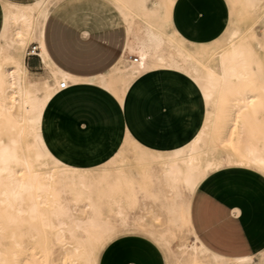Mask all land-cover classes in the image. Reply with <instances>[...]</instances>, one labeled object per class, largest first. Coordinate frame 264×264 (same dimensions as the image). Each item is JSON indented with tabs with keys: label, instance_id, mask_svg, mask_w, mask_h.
Here are the masks:
<instances>
[{
	"label": "bare ground",
	"instance_id": "6f19581e",
	"mask_svg": "<svg viewBox=\"0 0 264 264\" xmlns=\"http://www.w3.org/2000/svg\"><path fill=\"white\" fill-rule=\"evenodd\" d=\"M65 1L0 0V264H99L119 232L104 209L127 228L126 208L139 193L165 209L171 228L189 231L190 242L180 246L188 254L181 264H264V254L256 260L210 252L190 222L191 198L209 170L237 165L264 177V0H230L249 23L230 29L206 61L184 47L177 30H163L159 7L165 6V16L173 0H106L126 23L127 49L139 56L134 62L123 55L99 83L123 96L144 73L153 79L163 72L181 75L203 102L204 122L169 153L143 147L123 130L132 149L109 156L101 167L111 170L101 175L53 150L43 130L50 100L71 79L53 64L43 39L46 19ZM31 41L46 74L42 82L28 78L24 48ZM79 205L90 210L85 218L76 213ZM168 232L157 241L170 245L175 235Z\"/></svg>",
	"mask_w": 264,
	"mask_h": 264
},
{
	"label": "crops",
	"instance_id": "0c3cea01",
	"mask_svg": "<svg viewBox=\"0 0 264 264\" xmlns=\"http://www.w3.org/2000/svg\"><path fill=\"white\" fill-rule=\"evenodd\" d=\"M228 17V6L222 0H178L173 9L176 28L187 40L199 45L218 42ZM50 22L70 28L76 40L86 44L99 36L123 33L115 60L92 72L66 68L61 61L66 55L57 45L50 47ZM43 39L53 64L71 76L69 86L57 89L50 100L54 109L50 133L67 155L96 158L108 150L119 130H126L146 148L172 145L189 137L202 121L196 95L175 78L153 79L144 73L123 96L99 83L102 76L108 80L106 75L123 55L129 54L126 23L109 1L69 0L56 4L46 19ZM54 40L56 44L55 37ZM135 56L129 54L130 59ZM26 64L29 69L42 68L37 56L26 57ZM190 222L195 235L210 252L232 259H260L264 254V177L255 170L239 167L210 174L191 198Z\"/></svg>",
	"mask_w": 264,
	"mask_h": 264
},
{
	"label": "rangeland",
	"instance_id": "374dc122",
	"mask_svg": "<svg viewBox=\"0 0 264 264\" xmlns=\"http://www.w3.org/2000/svg\"><path fill=\"white\" fill-rule=\"evenodd\" d=\"M51 1L52 3L55 2V0ZM177 1L178 0H173V4L168 7V12L165 14V16L163 15V10H165V6H161L162 8L159 7V15L160 17H162V19L160 20L162 28L166 32L170 33L174 30H177L179 32L178 37H180L183 41L184 47L202 61H206L210 58L208 56L209 50L220 47L226 42L230 29L244 28L249 23V20L247 19V17H245L242 8L239 5H233L230 0H222L223 3L228 6L229 11L227 27L225 28L218 42L209 43L206 45H199L197 43H193L187 40L175 27L173 21V9ZM122 35L123 33H121V35H107L105 37L99 36L88 42V44H86L77 41L71 29L64 25H60L58 23L53 24V22H50V25L48 26V41L50 42V47L56 48L55 45H57V49L62 50V52L66 55L61 58L62 64L66 66V68L87 72L97 71L101 68L106 67L109 63L115 60V57L119 52L118 50L121 41L120 37ZM54 37L57 40L56 44ZM32 45L35 44L31 41L24 48L25 62L27 51L29 50V48H31ZM128 52L129 54H136L137 56H139L135 50H128ZM210 61L213 65L216 64L215 59H212ZM28 70V78L32 81L42 82L43 78L46 76L43 67L38 69L28 68ZM163 77L175 78L181 82H184L190 88L188 80L181 75L163 72ZM199 102L201 104V113L203 119L200 124L197 125L199 127L196 126L191 132L192 134H190L189 136L190 139L189 137H187L185 140H181L177 143H174L172 144L173 147L171 145L162 146L157 144L153 149H160L161 151L163 150V152L165 153H169L175 147L181 145L183 142H188L192 139L191 137L195 135V133L201 128V125L204 122L203 102ZM53 110L54 109L51 106L46 109L45 123L43 126L45 136L50 142L53 150H55L56 152H58L59 150V153L64 154L78 165L91 167L90 171L94 174L101 175L104 173H109L111 169L106 168V170H103L102 168L104 165L109 164L105 163L106 159L112 154L119 152L121 149L126 150V148H124L125 146L132 149V145H130L126 140L124 131L119 130L116 131L115 136L111 144L109 145L108 150L105 153L96 158H76L78 159L76 161L75 159H73L75 157L69 156L64 153L57 146L51 136L50 122ZM127 153L128 151H126L125 154ZM224 154L225 153L222 152L221 155ZM227 167L242 168L237 165H220L218 169L209 170L208 176L212 173L220 172ZM126 209L129 223V226L127 228H122L121 226H119L118 218L114 215V213L108 211L106 208L104 209V212H106V214L111 215L112 218L116 220L119 232L115 237H113V239L109 242V244L104 247L103 251L101 252L102 256L100 255V259L102 261V264H125L127 262L129 264H181L182 262H184L188 254H183L182 250L180 249V246L188 244L191 240V236L187 228H171L167 222L168 218L165 209L160 204L152 203L142 193L138 194L136 203L128 206ZM76 213L81 218H85L88 214H90V210L85 209L82 205H79L76 207ZM155 217H158L159 220H156ZM168 230L172 232L175 237L172 239L170 238V245L167 246L158 242L157 240L159 234L161 233H166L168 235ZM174 241L177 243H175ZM56 250L57 257H60L62 254V250L59 247H57Z\"/></svg>",
	"mask_w": 264,
	"mask_h": 264
},
{
	"label": "built area",
	"instance_id": "2783aa9c",
	"mask_svg": "<svg viewBox=\"0 0 264 264\" xmlns=\"http://www.w3.org/2000/svg\"><path fill=\"white\" fill-rule=\"evenodd\" d=\"M37 52V47L35 45H32L31 48H29V50L27 51V55L26 57H30V56H37L39 57V55L36 53ZM138 60V57L135 56L133 58V61L136 62ZM61 88H66V84L64 82L61 83Z\"/></svg>",
	"mask_w": 264,
	"mask_h": 264
}]
</instances>
